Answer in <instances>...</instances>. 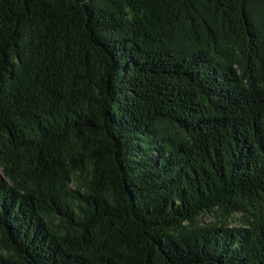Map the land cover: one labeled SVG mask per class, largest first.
<instances>
[{"label":"trees","instance_id":"16d2710c","mask_svg":"<svg viewBox=\"0 0 264 264\" xmlns=\"http://www.w3.org/2000/svg\"><path fill=\"white\" fill-rule=\"evenodd\" d=\"M0 264H264V0H0Z\"/></svg>","mask_w":264,"mask_h":264},{"label":"rangeland","instance_id":"374dc122","mask_svg":"<svg viewBox=\"0 0 264 264\" xmlns=\"http://www.w3.org/2000/svg\"><path fill=\"white\" fill-rule=\"evenodd\" d=\"M206 221H207V222L212 221V218L209 217V218L206 219ZM232 226H233V225H232ZM233 227H234V226H233Z\"/></svg>","mask_w":264,"mask_h":264}]
</instances>
